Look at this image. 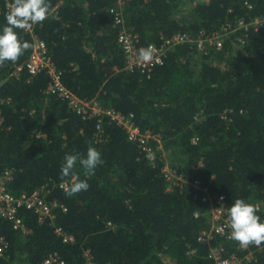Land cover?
<instances>
[{"label": "trees", "instance_id": "trees-1", "mask_svg": "<svg viewBox=\"0 0 264 264\" xmlns=\"http://www.w3.org/2000/svg\"><path fill=\"white\" fill-rule=\"evenodd\" d=\"M119 1L125 26L144 48L176 32L195 38L227 22L264 19V0H48L43 23L32 33L16 30L28 49L0 65V177L10 172L5 189L13 195L44 188L45 199L66 210L41 219L18 208L26 233L0 216L7 242L0 264H41L52 253L65 264H84L86 251L97 264H208L210 247L220 241L229 253L252 252L242 264H264V246L241 250L218 236L197 240L210 226L211 204L202 199L208 193L224 195L229 207L236 199L254 205L264 198V28L231 31L222 48L178 44L163 64L129 71L110 11ZM9 9L0 0V27ZM34 38L45 42L69 90L132 114L142 131L160 135L165 155L159 151L149 162L106 117L97 140L96 118L84 119L48 94L46 71L27 70ZM90 147L103 163L90 176L77 163L73 171L89 188L69 197L60 186L72 183L60 174L64 156L83 157ZM166 161L183 176L181 186L168 189L161 171ZM194 180L198 188L189 183ZM256 214L263 223L264 212ZM58 226L71 241L55 232Z\"/></svg>", "mask_w": 264, "mask_h": 264}, {"label": "built area", "instance_id": "built-area-1", "mask_svg": "<svg viewBox=\"0 0 264 264\" xmlns=\"http://www.w3.org/2000/svg\"><path fill=\"white\" fill-rule=\"evenodd\" d=\"M250 6L247 2H245ZM122 2L119 1L117 6L111 7L110 11L114 15V25L119 26L117 33V42L120 46L123 54L126 70L132 71L139 69L140 71L148 70L156 65L163 64L164 57L167 51L178 45L186 42L195 41L197 47L202 48L206 43L207 45H213L216 48H222L224 35L236 31L238 29L258 31L264 28V19L253 18L250 21H244L238 19L233 22L224 23L219 29L213 31L209 35H205L204 32H200L198 37L192 38L188 33L176 32L170 36L162 37V41L157 45L156 43H149L154 49V58L151 63L142 64L137 61V52L142 48L139 44V36L129 27L125 26L123 22V16L121 11ZM12 3L7 0V6L11 7ZM33 27V26H32ZM32 27L28 31L32 33ZM26 68L31 74H37L40 71H46L50 77V83L47 86L46 92L56 94L66 101L68 107L81 115L82 118L95 117L97 120V140L101 139V119L106 117L109 121L116 123L120 126L127 135V138L136 142L149 162L154 163L157 157V152L161 151L160 157L164 155L163 146L161 144V138L159 134H154L150 130L142 131L138 125L133 121L132 114H123L112 108H103L96 100L84 101L76 96L71 90H69L61 80V72L51 61L47 47L44 41L34 38L31 54L26 61ZM20 69V66L17 67ZM196 139L193 138L194 142ZM161 171L165 180L168 182V189L175 186H181L184 182V178L175 169H172L166 162ZM10 172L5 171L4 175L0 177V216L10 220L15 230L21 232H28L22 219L18 216V208L25 207L33 210L42 219L44 217H53V211L56 208H60L63 211L66 207L59 203L56 199L46 200L44 197V188H40L31 193L21 192L18 195H13L5 189V181L9 177ZM194 188H198L200 183L197 180L189 182ZM60 186L64 189L68 188V184L63 182ZM203 200H208L211 204L209 211L210 226L208 229L200 230L197 235V240L200 243L209 242L211 239L218 236L225 240H232L230 238V226L227 216L228 204L224 195H210L209 193L202 197ZM254 205L259 211L264 212V198L257 200ZM264 223V219H263ZM55 232L62 235L63 241H71L72 236L65 233L61 227H55ZM234 241V240H233ZM238 249L242 248L238 242L235 241ZM7 246L5 238L0 235V252ZM86 260L84 264H97L92 261L88 252H85ZM210 260L208 264H242L243 262H249L253 259L251 251L246 252L242 256L237 252H227L225 244L220 241L216 245L211 246L207 255ZM41 264H65L60 260L56 253L50 254L46 257Z\"/></svg>", "mask_w": 264, "mask_h": 264}, {"label": "clouds", "instance_id": "clouds-1", "mask_svg": "<svg viewBox=\"0 0 264 264\" xmlns=\"http://www.w3.org/2000/svg\"><path fill=\"white\" fill-rule=\"evenodd\" d=\"M48 0H13L10 9L5 14V24L0 27V65L5 62H16L28 49L29 44L18 38L17 29L28 30L33 25L43 23L49 14ZM137 61L148 64L153 61L154 49L151 45L140 48ZM77 163L84 169L85 175H93L95 169L103 163L101 153L94 147L87 150L85 156L66 153L61 164L62 177H70L72 183L66 189V195L71 197L80 191H87L89 185L74 173ZM255 205L243 199H236L227 210L230 238L242 247L264 246V223L261 222Z\"/></svg>", "mask_w": 264, "mask_h": 264}, {"label": "rangeland", "instance_id": "rangeland-1", "mask_svg": "<svg viewBox=\"0 0 264 264\" xmlns=\"http://www.w3.org/2000/svg\"><path fill=\"white\" fill-rule=\"evenodd\" d=\"M194 1H196V0H194ZM191 3V2H190ZM190 3H189V5H190ZM164 155H165V152H164ZM167 162V161H166Z\"/></svg>", "mask_w": 264, "mask_h": 264}]
</instances>
